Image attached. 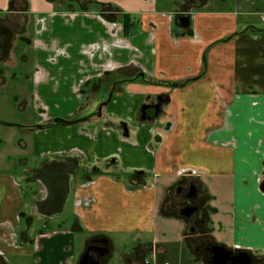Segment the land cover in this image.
Segmentation results:
<instances>
[{
  "label": "crops",
  "instance_id": "1",
  "mask_svg": "<svg viewBox=\"0 0 264 264\" xmlns=\"http://www.w3.org/2000/svg\"><path fill=\"white\" fill-rule=\"evenodd\" d=\"M48 1L31 14L32 129L1 138L0 264H72L83 232L126 250L137 233L152 239L159 191L193 174L213 198L230 190L228 217L212 205L217 237L226 222L232 242L221 241L264 259V0H133L142 7L131 12L107 1L96 9L92 0ZM30 3L8 1L7 9ZM108 9L133 13L135 31L125 34ZM10 22L0 18V69H8ZM28 62L25 52L15 57L17 67ZM28 147L41 164L79 160L63 226L33 223L24 210L26 188L13 170L27 167ZM131 260L119 264H142Z\"/></svg>",
  "mask_w": 264,
  "mask_h": 264
},
{
  "label": "rangeland",
  "instance_id": "2",
  "mask_svg": "<svg viewBox=\"0 0 264 264\" xmlns=\"http://www.w3.org/2000/svg\"><path fill=\"white\" fill-rule=\"evenodd\" d=\"M8 1H13V0H0V16H3L0 18H5V19L9 18L11 20L10 27L8 28L11 36L10 44H9L11 51L4 58L5 61L4 65L8 69H0V144H1V138L3 137L4 139L6 138L5 135L11 137L10 140L12 139V137H15L17 135L18 131L16 126L17 127L21 126L23 128L24 126L22 125H26L30 123V125L26 126L25 129L27 130L32 129L31 124H32V114L34 107L31 102V95L29 94L31 87L30 84H31L32 69L29 60L30 53L28 48L30 43L29 35L32 29L31 14L37 12L39 8H46L52 5V2H49L48 0H25L31 2L29 5L26 4L25 7L26 9H22V7L20 8L19 6H17L19 7L18 9L16 8L7 9ZM54 1H55L54 2L55 5L68 7L69 3L72 2L78 3L81 0H73V1L54 0ZM104 1L105 2L107 1L110 7L113 8L117 7L118 9H121L122 12L124 11L131 12V10L136 9V6L138 8L142 7L141 4H138L137 2L135 3L133 0H92V2L91 1L88 2L89 3L88 7L91 9H96L99 6L103 8V5L106 4ZM178 2H182V0H178ZM216 3L218 5L220 2L216 1L215 4ZM11 7H14V4ZM109 10L110 9H108V11ZM110 13L114 15L117 19L122 18L123 15L115 9H111ZM130 16H134V14L131 13ZM16 23H18L19 26H17ZM16 33H19L22 36L24 35L28 38L26 48L21 47L20 46L21 43L19 45V43L17 42L18 36ZM24 52L28 55L29 62L25 63L24 66L17 67V65L15 64V57L18 55L21 56L22 53ZM24 99L25 101L23 105H20V102H22ZM25 133H26L25 134L26 137L29 136V132H25ZM27 141H28L27 144H29V139H27ZM14 149L17 148H13L11 143L9 149L10 152L11 151L14 152L15 151ZM29 151H30L29 147L28 149L23 151L26 152L28 156L27 157L28 162L26 163L27 167L22 170L19 169L13 170L17 180L26 188V201H25L24 210L32 217L35 216L33 223L36 221L43 222L44 219H48V220L59 219L62 223L60 226H63L66 224V220L68 217L67 214L69 212L68 210L70 209L72 210L71 204L70 205L67 204L65 208V212L61 214L59 218L45 217L43 215H40L35 209L36 202L43 197L44 188L42 184L36 180L37 171L41 165V162L38 160H34L33 155H31ZM204 181L213 182L212 180L205 178ZM218 190L221 191V188H219ZM159 192L160 194L157 199V212L155 219L156 231L154 233V237H152V239H148V241L146 242L148 246L146 245L147 247H143V253L142 255H140V257L142 258V263L148 261L149 264H198L197 251L194 250V244L192 243L194 239L193 236L189 233V229H188V227L193 224L192 220L182 219L186 221L183 227L181 226L182 225L181 223H177V222L175 223L174 219L170 222L166 221L167 219L165 216L169 215V213L167 212L168 209L164 205V201L162 199L161 193L163 192H161V190ZM230 200H231L230 190L224 189L223 192H218V194L215 193V197L212 198L209 201V203L211 204V206L212 205L219 206L220 207L219 213L223 214L224 209L228 210L229 208L230 210V206H231ZM194 202L196 201H192L190 203H194ZM204 202H207V200L205 199ZM205 209L208 208L205 207ZM227 210L224 213L225 217L226 216L228 217L230 215L229 211ZM37 224L39 225V223ZM172 226H174V228L180 227L183 235L190 237V239L187 238L186 242L180 243L177 240L178 238L174 237V233H173L174 230ZM221 226H222L221 230H218V232H220L219 235L221 234L222 237L223 236L225 237V240L227 242L231 243L232 241H231L230 225L224 222L223 224L221 223ZM213 228L215 227L213 226L212 229ZM22 230L24 231V229ZM97 236L100 237L104 235L99 234ZM119 236L120 235H116V237ZM92 237L93 236L91 235L85 234V232H83V234L79 233V235H76V240L74 242L75 253L73 256L72 264H77L78 258L84 252L87 244L89 243ZM121 237H128V235H121ZM110 238L111 239H109V247L111 252L108 256L102 259V262L100 264H119V259L117 258L119 256L118 251L121 250L123 245L116 243L112 237ZM134 243H135V239L133 238L131 239L130 242L126 243L129 244L128 249L123 251V253L125 255H129L131 259L135 258L134 257L135 250L132 248L139 246V245H135ZM165 249H168L167 254H164L166 252ZM153 258H155V262H152ZM123 264H128V263H126L125 261Z\"/></svg>",
  "mask_w": 264,
  "mask_h": 264
},
{
  "label": "flooded vegetation",
  "instance_id": "3",
  "mask_svg": "<svg viewBox=\"0 0 264 264\" xmlns=\"http://www.w3.org/2000/svg\"><path fill=\"white\" fill-rule=\"evenodd\" d=\"M122 126L123 129H125V126L124 125ZM136 172L138 173L139 171ZM96 175L97 173L93 175V178H95ZM193 175L192 176L179 175L178 177L173 178L166 185H163L162 199L164 201V205L168 209L167 212L169 213V215L165 216L167 219L166 221L170 222L174 219L175 223L176 222L181 223L182 224L181 226L183 227L186 221L182 219L192 220L193 224L190 225L188 229H189V233L193 236V239L195 241V242L193 241L192 243L194 244V250L197 251L198 264H214L216 259L218 260L223 256V254L217 251L215 253V251L213 250L214 247H221L231 252L229 258L225 260L224 264H241L243 262L242 254L244 252L251 257L250 264H264V259L258 260L256 257H254L253 253H250V251L240 248L238 245L232 247L221 241L220 237L219 238L217 237L218 234L216 233L215 230H217L218 228L214 225L217 223L220 224V222H218V220L216 221L215 219L218 210L215 211V209L211 206V204L207 203L208 201L204 202V200L208 196L210 197V199H212L213 196L210 195V191L207 184L202 183L199 176H197L196 179V176ZM89 180H93V179L89 178ZM260 188L261 190H264V181L261 182ZM192 201H196V202L190 203ZM205 207H207L208 209H205ZM188 208H195V209L190 213L186 214ZM212 225L215 228L212 229L213 227ZM172 227L174 230L173 232L174 237L178 238L177 240L180 243L186 242L187 238L190 239V237L183 235L180 227H176V228H174V226ZM137 234L138 236L134 238L135 239L134 244L140 246L142 245V247L137 248L135 250L134 252L135 258H133L132 260L142 262V258L140 257V255H142L143 253V247L148 246V244L146 243L148 240L142 239L139 233ZM103 238L105 237L103 236L92 237L89 243L87 244L86 248L90 245L103 246V243L100 242V240ZM107 247L109 249V252L105 256L101 257L100 263L102 262V259L108 256L111 252L109 247V241ZM124 250H126L125 247H123L120 251H118L119 256L117 258L119 259V261L131 260V258L126 257V255L123 253ZM165 251L166 252L164 254H167L168 249H165ZM153 262H155V258H153ZM142 264H149V262L146 261Z\"/></svg>",
  "mask_w": 264,
  "mask_h": 264
},
{
  "label": "water",
  "instance_id": "4",
  "mask_svg": "<svg viewBox=\"0 0 264 264\" xmlns=\"http://www.w3.org/2000/svg\"><path fill=\"white\" fill-rule=\"evenodd\" d=\"M177 22L181 25L188 24V16L180 14L177 16ZM79 166L77 158H57L49 159L40 165L37 171L36 180L42 184L45 190V196L36 202L37 212L48 218H57L63 212L71 192V182L73 175ZM195 208H188L186 214ZM103 246H88L80 255L78 264H99L101 257L105 256L109 249L107 247L108 239L100 240ZM213 250L223 256L216 259L214 264H224L229 258L230 251L221 247H214ZM243 262L241 264H250L251 257L245 252L242 254Z\"/></svg>",
  "mask_w": 264,
  "mask_h": 264
},
{
  "label": "trees",
  "instance_id": "5",
  "mask_svg": "<svg viewBox=\"0 0 264 264\" xmlns=\"http://www.w3.org/2000/svg\"><path fill=\"white\" fill-rule=\"evenodd\" d=\"M120 20L122 21L125 34H131L135 31L134 30V23H133L130 15L123 14L122 18H120ZM57 120L62 122V123H69V122L71 123V122H74L75 119H71V120L57 119Z\"/></svg>",
  "mask_w": 264,
  "mask_h": 264
}]
</instances>
